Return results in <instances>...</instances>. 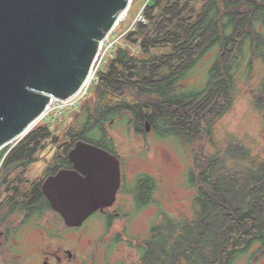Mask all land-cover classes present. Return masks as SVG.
Instances as JSON below:
<instances>
[{"label":"trees","instance_id":"16d2710c","mask_svg":"<svg viewBox=\"0 0 264 264\" xmlns=\"http://www.w3.org/2000/svg\"><path fill=\"white\" fill-rule=\"evenodd\" d=\"M143 16L144 22L112 39L107 67L97 70L89 93L74 109L64 143L44 123L9 153L7 146L0 151L5 192L13 188L20 200L32 196L38 211L30 214L43 218L54 211L42 182L64 166L78 141L119 157L110 127L122 121L146 136L149 123L162 140L194 147L207 138L214 150H199L187 173L188 185L196 188L193 217L161 212L149 233L135 238L139 264H237L259 256L264 252V158L235 135L219 148L213 138L244 85L252 84L253 108L264 114V0H148ZM48 141L60 143L54 161L44 178L22 193L24 172ZM157 183L141 174L123 193L133 196L138 211L154 203ZM119 219L121 214L107 216L108 229Z\"/></svg>","mask_w":264,"mask_h":264},{"label":"water","instance_id":"95a60500","mask_svg":"<svg viewBox=\"0 0 264 264\" xmlns=\"http://www.w3.org/2000/svg\"><path fill=\"white\" fill-rule=\"evenodd\" d=\"M132 2L0 0V151L26 135L53 101L82 90ZM68 156L75 169L49 176L42 190L65 225L79 228L115 204L121 165L118 156L84 141Z\"/></svg>","mask_w":264,"mask_h":264},{"label":"rangeland","instance_id":"374dc122","mask_svg":"<svg viewBox=\"0 0 264 264\" xmlns=\"http://www.w3.org/2000/svg\"><path fill=\"white\" fill-rule=\"evenodd\" d=\"M132 3L129 15H125L111 37L109 36L110 42L135 26L148 0H133ZM108 47L109 43L104 46V51ZM110 50H106L107 53L98 69H106L111 57ZM257 64L259 73L262 66L260 62ZM251 86L252 84L243 86L233 109L217 122L213 143L219 148L235 135L248 142L254 155L264 158V114L253 108ZM74 114L73 108L53 110L29 131L47 123L60 138V143H64L66 141L64 134ZM109 133L116 142L119 158L124 166L123 177L126 182H131L130 188L133 189L137 177L141 174L150 175L157 180L158 189L154 195V203L136 211L133 196L120 194L119 204L110 215L121 214L122 219L115 221L110 229L106 225L107 215L97 212L78 229V233L70 234H67L69 230L64 228L66 226L59 215L54 212L46 213L40 219L52 222L50 233H57L58 236H46L42 229L25 233L21 245L12 246L9 256H16L19 251L24 256H40L44 251L53 252L62 247L79 252L76 264H139L135 238L147 235L160 219L161 212L175 218L193 217L196 188L188 185L187 173L193 170L195 155H198L199 150L202 152L214 150L210 148L208 139H201L194 147L180 145L174 140L158 138L153 131L147 132L146 136L136 134L134 129H129L122 121L112 125ZM24 136L7 146V153L16 147ZM60 143L53 144L48 141L46 148L37 154V161L24 172V182L20 186L22 193L29 191L35 182L44 178L46 167L53 162ZM59 153H62V150ZM1 181L0 178L1 198H4L6 184ZM16 216L15 219H18ZM78 237L83 239L82 244H78ZM3 252L0 251V256ZM237 264H264V252L252 258L244 257Z\"/></svg>","mask_w":264,"mask_h":264},{"label":"flooded vegetation","instance_id":"af4514ba","mask_svg":"<svg viewBox=\"0 0 264 264\" xmlns=\"http://www.w3.org/2000/svg\"><path fill=\"white\" fill-rule=\"evenodd\" d=\"M64 160L66 162L64 166L58 168V170L55 173L50 174L49 176H54L61 170L75 169V166L68 155L67 157H64ZM56 165L57 163L54 162V167ZM120 165H121V174H122L121 186L120 189L118 190L116 202L114 205L110 207H106L103 210L97 211L107 216H110V212L114 211L117 208V205L119 204L118 199L120 194L130 195L129 193L126 194L123 193L124 191L131 190L130 188L131 182H126L124 180L123 177L124 166L121 159H120ZM19 170H23V169L19 168ZM49 176H47L46 178H48ZM44 181L42 182V185ZM11 186L14 187V185ZM31 200H32V196L29 198L26 197L25 199H21V200L18 199L16 194L14 193L13 188H11V190L6 192L4 198L0 197V251L2 250L4 251L3 254L0 256V264H76V262L79 259V252L77 250H72V249H63L62 247L58 248L57 250H54L53 252L44 251L40 256H24L23 253H20V251L19 254L16 256L14 255L9 256L10 255L9 252L12 246L15 245L18 247L21 245L25 233H29L35 229H42L43 233H45L46 236L47 235L54 237L58 236L57 233H53V232L50 233L52 222L50 223L48 221H44L43 219L38 218V216L34 214H30L33 213L34 211L35 212L38 211L37 204H33V201L32 203H30ZM51 209L52 211H54L52 207ZM10 212H17L16 214L17 216L13 215L9 218H6L4 215ZM15 216L18 219H15ZM64 228H68L69 231L67 232V234H70V233H78L79 232L78 229L81 227L70 228L66 226ZM77 240H78V244H82L83 239L81 237H78Z\"/></svg>","mask_w":264,"mask_h":264},{"label":"built area","instance_id":"2783aa9c","mask_svg":"<svg viewBox=\"0 0 264 264\" xmlns=\"http://www.w3.org/2000/svg\"><path fill=\"white\" fill-rule=\"evenodd\" d=\"M145 21V18L143 16V13H141L137 19V22H144ZM110 44V47H108L106 50L109 51V49H111L112 47V43L110 42V37H108L102 47H101V51H100V55L97 59V62H96V65H95V70L93 71L92 73V76L91 78L89 79L88 83L82 88V90L75 96L73 97L72 99H69L67 101H53L51 103V105L48 107V110L46 112V115L50 112H52L53 110H57V111H62L64 110L65 108H73V109H76L79 107V105L81 104L82 100L85 99V97L87 96V94L89 93V88H90V85L92 83V80L94 79L95 75H96V72L98 70V66L99 64L101 63V61L103 60V58L105 57L107 51L105 50L104 51V46L106 44ZM99 62V63H98ZM4 159V158H3ZM3 159L1 160L2 163H3ZM0 161V162H1ZM2 165V164H1ZM0 165V166H1Z\"/></svg>","mask_w":264,"mask_h":264}]
</instances>
